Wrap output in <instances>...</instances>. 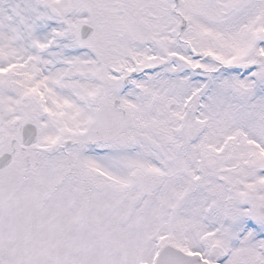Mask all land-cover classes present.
Wrapping results in <instances>:
<instances>
[{
  "label": "snow or ice",
  "instance_id": "1",
  "mask_svg": "<svg viewBox=\"0 0 264 264\" xmlns=\"http://www.w3.org/2000/svg\"><path fill=\"white\" fill-rule=\"evenodd\" d=\"M0 264H264V0H0Z\"/></svg>",
  "mask_w": 264,
  "mask_h": 264
}]
</instances>
